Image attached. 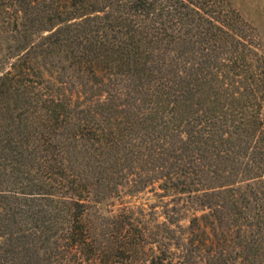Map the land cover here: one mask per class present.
I'll return each mask as SVG.
<instances>
[{
  "label": "trees",
  "instance_id": "obj_1",
  "mask_svg": "<svg viewBox=\"0 0 264 264\" xmlns=\"http://www.w3.org/2000/svg\"><path fill=\"white\" fill-rule=\"evenodd\" d=\"M244 24L227 0H0V264H212L231 233L252 249L264 55ZM156 182L179 229L99 241L89 209Z\"/></svg>",
  "mask_w": 264,
  "mask_h": 264
},
{
  "label": "rangeland",
  "instance_id": "obj_2",
  "mask_svg": "<svg viewBox=\"0 0 264 264\" xmlns=\"http://www.w3.org/2000/svg\"><path fill=\"white\" fill-rule=\"evenodd\" d=\"M228 4L238 12L242 20L244 21V27L246 33L253 39V44L259 49L260 53L264 55V0H227ZM158 183L149 184L147 187L139 191H131L132 189L127 184L119 186V193L113 198H107L104 201L91 207L88 211V219L91 220L92 226L98 228L101 232L98 240L103 244L105 242H111L120 238L124 232L119 227H126L131 230L130 237L133 239L138 236L137 231L133 227L137 226L141 229L147 237L153 236L152 232L158 231L160 235H165L164 231L167 228L174 230L179 229L175 223H168L164 215L166 208H170L172 205L170 202V195L159 196L162 190L158 188ZM123 207L130 208L136 214V219L133 222V226L129 224H118L112 221V214L117 213ZM141 211L143 215H139L137 212ZM100 214V215H99ZM100 216V217H99ZM99 217V218H98ZM180 226L185 229L188 220L186 215L178 222ZM183 232H176L182 234ZM103 235V236H102ZM126 235V233H125ZM235 233H231L229 246L224 247L222 241H219L216 246V251L212 254V264H264V236L258 235L248 236L247 242L252 245V249L242 248L239 243L243 238L234 237ZM221 240H223L221 238ZM259 247H256L258 246ZM152 246L146 245V249ZM131 256V257H130ZM137 255L127 254L125 250L115 252V256H112L109 264H132ZM196 264H206L207 255L196 257L194 259Z\"/></svg>",
  "mask_w": 264,
  "mask_h": 264
}]
</instances>
